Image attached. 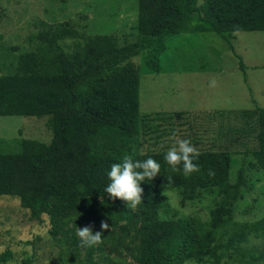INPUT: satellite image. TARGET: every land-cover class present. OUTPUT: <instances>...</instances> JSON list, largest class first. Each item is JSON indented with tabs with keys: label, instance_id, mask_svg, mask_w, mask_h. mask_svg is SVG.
I'll use <instances>...</instances> for the list:
<instances>
[{
	"label": "trees",
	"instance_id": "16d2710c",
	"mask_svg": "<svg viewBox=\"0 0 264 264\" xmlns=\"http://www.w3.org/2000/svg\"><path fill=\"white\" fill-rule=\"evenodd\" d=\"M138 7L133 43L120 46L112 36L97 35L64 51L41 34L34 50L19 54L12 70L0 74V116H47L52 135L48 143L23 139L10 151L0 149V196L18 197L31 218L45 214L54 226L72 210L105 211L114 228L135 227L132 236L112 243L120 248L129 241L119 255L135 252L133 264H206L205 256L216 264H264V250L248 247L251 236L264 237V217L232 218L246 185L244 165L229 182L232 153L250 152L264 169V108H256L249 127L254 148L247 139L242 152L151 150L145 132L157 133L156 141L162 135L146 127L148 115L139 112V73L129 62L141 53L145 66L159 71L166 39L182 33L226 39L264 31V0H138ZM166 187L180 190L185 201L215 188L219 202L209 220L177 217L157 200ZM161 210L176 219L161 220ZM84 250L85 264H96L103 251L96 243ZM12 255L5 249L0 263L13 264Z\"/></svg>",
	"mask_w": 264,
	"mask_h": 264
},
{
	"label": "rangeland",
	"instance_id": "374dc122",
	"mask_svg": "<svg viewBox=\"0 0 264 264\" xmlns=\"http://www.w3.org/2000/svg\"><path fill=\"white\" fill-rule=\"evenodd\" d=\"M138 10V0H0V74L12 70L19 54L34 50L41 34H48L64 51L97 35L112 36L120 46L133 43L138 35ZM165 43L159 71L148 69L141 53L129 58L139 73V112L148 115L146 127L154 126L162 135L156 141L157 133L145 132L148 148L228 149L232 153L242 152L247 139L254 148L249 127L256 108H264V31L229 33L226 39L214 32L182 33ZM155 113L160 119L152 118ZM47 119L0 116V149L10 151L23 139L48 143L52 135ZM230 157L229 182L235 183L242 165L246 178L232 218L260 220L264 217V169L255 166L250 152ZM157 200L177 210V217L205 221L219 195L209 188L199 191L195 200L185 201L180 190L166 187ZM159 216L176 219L162 210ZM134 232L135 227L124 224L114 228L105 211L90 215L72 210L54 226L45 214L31 218L18 197L0 196V253L10 249L13 264H85L84 248L94 243L103 249L96 264H133L135 252L119 255L129 241L120 248L112 243ZM248 247L263 251L264 237L251 236ZM207 257L206 264H216Z\"/></svg>",
	"mask_w": 264,
	"mask_h": 264
}]
</instances>
